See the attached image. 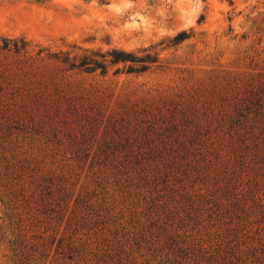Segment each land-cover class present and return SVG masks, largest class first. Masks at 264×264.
<instances>
[{"label":"rangeland","instance_id":"1","mask_svg":"<svg viewBox=\"0 0 264 264\" xmlns=\"http://www.w3.org/2000/svg\"><path fill=\"white\" fill-rule=\"evenodd\" d=\"M0 264H264V0H0Z\"/></svg>","mask_w":264,"mask_h":264},{"label":"trees","instance_id":"2","mask_svg":"<svg viewBox=\"0 0 264 264\" xmlns=\"http://www.w3.org/2000/svg\"><path fill=\"white\" fill-rule=\"evenodd\" d=\"M188 38V34L185 31L178 33L171 41L172 44H178ZM9 43L4 42L3 48H8ZM16 50L17 47L14 45ZM95 57H84L83 59L70 63L68 65L69 70H78L85 73H93L100 70L101 74L106 71L105 63L108 62L112 65L118 63L128 64L125 68L126 73H144L149 69L150 64L155 62V57L151 55H145L143 57L134 56L131 53H125L121 50H112L106 53H96ZM66 62V61H65ZM119 70H116L118 72Z\"/></svg>","mask_w":264,"mask_h":264}]
</instances>
